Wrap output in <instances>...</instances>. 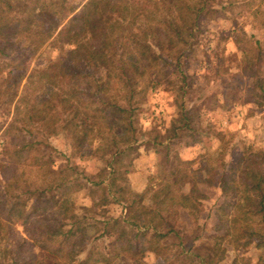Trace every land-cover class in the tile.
<instances>
[{"label":"trees","instance_id":"16d2710c","mask_svg":"<svg viewBox=\"0 0 264 264\" xmlns=\"http://www.w3.org/2000/svg\"><path fill=\"white\" fill-rule=\"evenodd\" d=\"M216 1L0 0V109L24 81L0 143V264H149L150 254L153 264L188 255L218 264L228 246L260 250L257 264H264V152L246 148L235 161L221 160L220 199L205 215L200 185L213 169L194 168L172 148L202 142L193 124L199 110L185 95ZM252 39L240 31L232 41L250 81L247 102L264 107V48ZM46 49L54 57L30 69ZM162 83L175 92L176 112L163 130L144 131L137 117ZM64 132L70 149L57 167L49 141ZM152 135L164 153L157 174L135 191L131 163ZM86 159L103 166L88 175L73 164ZM86 185L110 199L90 190L91 204L79 205L75 194ZM111 203L123 205L124 217L96 220L105 212L96 209ZM103 238L112 240L93 251L91 242Z\"/></svg>","mask_w":264,"mask_h":264},{"label":"rangeland","instance_id":"374dc122","mask_svg":"<svg viewBox=\"0 0 264 264\" xmlns=\"http://www.w3.org/2000/svg\"><path fill=\"white\" fill-rule=\"evenodd\" d=\"M257 8L261 10L260 15L254 14ZM214 11V19L209 24L211 35H205L206 38L200 42L194 58H191L189 68L192 77L188 81L193 86L191 92L185 95L186 99H192L199 110L197 120L193 124L196 126V133L202 142L188 148H180L176 145L172 147L176 149L180 160L192 161L194 168L201 163L206 164L207 168L213 169L210 176L206 178L207 183L200 185L206 196V199L203 200L205 215L220 199V192L215 188L219 180L214 176H218V173L221 172L219 168L221 160L235 161L246 148L264 152V107L247 102L245 94L250 81L240 71L243 54L241 50L236 49V45L232 41L235 34L242 31L247 36L252 35V40L258 41L264 48V0H217L214 3ZM47 50H42L35 56L28 67L34 68L46 62L49 57H54L55 53L51 49L48 52ZM221 56L224 58L221 59ZM5 77V75L0 76V84ZM23 83L24 81L18 88L17 97L22 93ZM17 97L9 108L0 109V143L3 130L10 122L17 106ZM176 108L174 90H170L168 84L162 83L157 89L149 92L142 111L137 117L138 127L144 131H150L159 126V130H161L168 126L169 119L167 117L169 113L174 114ZM148 138V136L143 138L142 143H139L138 155L143 151H149L155 158L148 160L144 158L145 161H139L140 158H137V161L134 160V165L131 163V169L134 170L138 166L144 168L151 164L155 168L157 163L161 162L164 153L162 147L157 148L153 145V135ZM186 140V138L182 139L183 142ZM49 142L55 152L56 166L61 167L65 163V156L70 149V136L65 132L60 133L53 136ZM156 150L157 154L154 152ZM1 162L0 155V164ZM73 164L80 166V171L82 170L88 175L97 172L103 166L100 161L93 159L76 161ZM155 170L156 168L149 176L157 174ZM83 177V175H79L82 182H84ZM91 188L86 185L84 190L75 194L76 202L79 205L89 206L91 204L88 193L90 190L95 191ZM93 195L101 201L104 197L110 199L111 194L102 195V191L97 189ZM146 202H149L148 199ZM101 209H105V212L100 215L96 214V220H102L105 216L123 218L125 215V209L121 204L111 203L104 208L96 209V212ZM17 230L21 232L22 228L17 225ZM111 240V238H103L91 242L92 250H101ZM168 242L171 245L172 242L177 243L178 241L166 240V243ZM205 243L207 240L202 241V244ZM188 244L185 243L186 248L189 246ZM230 247L226 248L224 258L218 264H232L235 259L237 260L236 264H257L260 250L254 248L232 249ZM147 262L153 264L155 256L150 254ZM46 264L53 263L48 261ZM178 264L196 263L192 256L188 255L184 262L181 261Z\"/></svg>","mask_w":264,"mask_h":264},{"label":"crops","instance_id":"0c3cea01","mask_svg":"<svg viewBox=\"0 0 264 264\" xmlns=\"http://www.w3.org/2000/svg\"><path fill=\"white\" fill-rule=\"evenodd\" d=\"M141 154L138 155V157H136V159L134 160L137 161L140 158L139 161H141V160H144V158H146L147 160L149 158L150 159L155 158V156L149 151L148 152L143 151ZM134 160L132 161V165H134ZM153 169H155L153 164L149 166H145L144 168L138 166L134 170L131 169L128 176H129V182H130L132 189H134L135 191H142L145 188L146 183H147V178L152 173Z\"/></svg>","mask_w":264,"mask_h":264}]
</instances>
